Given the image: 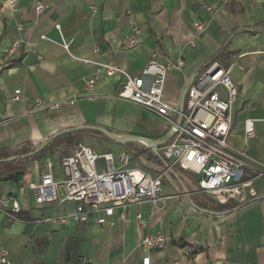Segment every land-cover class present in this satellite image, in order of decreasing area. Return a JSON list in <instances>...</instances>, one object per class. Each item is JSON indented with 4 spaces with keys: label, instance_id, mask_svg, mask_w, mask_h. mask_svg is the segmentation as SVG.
<instances>
[{
    "label": "crops",
    "instance_id": "obj_1",
    "mask_svg": "<svg viewBox=\"0 0 264 264\" xmlns=\"http://www.w3.org/2000/svg\"><path fill=\"white\" fill-rule=\"evenodd\" d=\"M38 1L49 8L38 13ZM197 20L206 23L203 33L194 28ZM134 26L145 40L126 49L122 38ZM62 37L69 42L68 50ZM17 39L22 40L20 52L6 57ZM155 51L159 62L185 61L166 77L164 97L173 104L182 103L191 80L214 58L231 67L239 95L230 142L264 160V0H19L16 11L8 0H0V151L38 148L60 130L86 124L120 138L138 135L163 144L171 130L161 117L115 97L124 78L121 73L105 76L91 88L87 85L97 62L114 63L138 75ZM17 88L23 99L16 101ZM218 90L225 95L223 87ZM74 96L78 98L73 104L26 112L36 98L56 101ZM247 114L255 118L257 132L249 140L244 131ZM79 137L66 155L83 142L99 153H112L115 166H120L118 154L124 150L129 167L153 174L167 167L160 150L157 153L145 141L114 140L91 131ZM58 155L59 151L49 152L29 161L19 182L0 181V197L17 194L21 182L26 186L39 182L47 172V160L53 161L54 177L62 180L63 156L57 159ZM176 167L182 169L174 166L163 179L161 194L170 196L165 207L152 213L149 202L133 204L127 210L129 221L116 209L105 224L94 217L47 224L43 216L70 213L76 202L37 204L26 187L20 200L30 220L8 221L0 213V246L17 264H143L139 240L161 229L172 234L173 241H186L202 251L189 257L187 246L174 243L153 251L150 264H264V177L253 181L256 194L246 205L224 212L207 208L213 198L199 190L196 174L189 171L194 183L186 182L178 179ZM105 168L99 159L97 169ZM138 212L146 226L137 223Z\"/></svg>",
    "mask_w": 264,
    "mask_h": 264
},
{
    "label": "built area",
    "instance_id": "obj_2",
    "mask_svg": "<svg viewBox=\"0 0 264 264\" xmlns=\"http://www.w3.org/2000/svg\"><path fill=\"white\" fill-rule=\"evenodd\" d=\"M13 10H18L19 0H8ZM48 4L38 1L35 10L42 13ZM61 31L60 24L55 25ZM23 25L19 24V29ZM194 28L198 34L206 29L204 21L197 20ZM44 37V36H43ZM145 40L138 26L122 38L126 49H134ZM62 44L68 50L69 42L62 37ZM22 40H14L9 46L6 57L20 52ZM157 52L138 75H132L120 66L110 62H97L96 70L87 79L91 88L105 76L121 73L124 78L116 98L133 102L161 117L170 127L169 139L157 148L166 160V169L158 174L129 167V155L122 150L118 154L120 166H115L112 153H99L91 146L80 142L74 151L60 160L62 180L53 173V161L47 160V172L39 182L20 183L17 194L0 197V213L8 221L16 219L23 211L20 196L29 187L37 204L54 203L62 200L76 202L75 209L62 215L43 216L42 222L53 225L73 222H87L91 217L99 224L110 221L116 209L120 217L129 221L127 210L131 205L149 202L152 213L162 209L170 196H163L164 176L174 166L192 171L197 176L199 190L210 195L220 203L229 200L246 201L256 194L252 184L255 179L264 177V160L251 156L247 149H239L230 142L233 126V107L238 99L239 90L231 76V67L218 59L202 68L191 80L181 104L168 102L164 97L167 74L170 70L184 65L183 58L159 62ZM38 58L42 60V56ZM225 89V95L218 90ZM88 96L92 97L89 93ZM78 96L66 97L56 101L36 98L26 112L36 109L59 108L62 104H73ZM14 100L23 99L20 88L14 91ZM255 118L248 114L244 120L247 140L256 136ZM103 159L105 170L97 169V161ZM140 226H146V219L140 212L136 215ZM173 235L161 229L147 232L140 240L143 264H150L151 254L173 243ZM0 264H17L8 250L0 246Z\"/></svg>",
    "mask_w": 264,
    "mask_h": 264
},
{
    "label": "trees",
    "instance_id": "obj_3",
    "mask_svg": "<svg viewBox=\"0 0 264 264\" xmlns=\"http://www.w3.org/2000/svg\"><path fill=\"white\" fill-rule=\"evenodd\" d=\"M85 131H91L93 133L106 136V134L100 130L81 129V130H75V131H70V132L61 133V134H56V133L53 134L50 138L46 140L47 144L44 147H42L35 154L27 156V157H23L22 155L35 150L36 147L34 148L22 147L18 149H6L4 151H0V181L19 182L26 172L27 163L31 160L38 159L49 152L59 151L61 156L66 155L68 153L69 148L75 145L78 141H80L79 136L82 132H85ZM249 201L250 200L238 202L236 200H229L226 203H220L218 201L211 199L210 202L212 204L210 206H207V208L228 212V211H232L236 208L246 205ZM15 217L18 220H23V221L30 220L28 215L24 214L23 211L16 214ZM174 243H179V244H182L183 246H187L189 257H192L193 255L202 251L201 248L197 247L194 244H190L186 241L185 242L184 241H179V242L173 241L172 244Z\"/></svg>",
    "mask_w": 264,
    "mask_h": 264
},
{
    "label": "water",
    "instance_id": "obj_4",
    "mask_svg": "<svg viewBox=\"0 0 264 264\" xmlns=\"http://www.w3.org/2000/svg\"><path fill=\"white\" fill-rule=\"evenodd\" d=\"M79 129H96V130H100V131H102L103 133H105L106 135H108L110 138H112L114 140H121V141L130 140V139L142 140V141H145L147 144H149L158 153L157 146L159 144L155 140H150V139L144 138L143 136L130 135V134L120 138V137H117L115 134H113L110 130H108L106 128H103V127H100V126H95V125H87L86 124V125H81V126H78V127H75V128H67V129L58 131L56 134L66 133V132L79 130ZM46 144H47V141H45L43 144H41V146H39L35 150H33V151H31V152H29L27 154H24L22 156L23 157H27V156L33 155L36 152H38L42 147H44Z\"/></svg>",
    "mask_w": 264,
    "mask_h": 264
},
{
    "label": "rangeland",
    "instance_id": "obj_5",
    "mask_svg": "<svg viewBox=\"0 0 264 264\" xmlns=\"http://www.w3.org/2000/svg\"><path fill=\"white\" fill-rule=\"evenodd\" d=\"M60 155H58L57 156V159H60ZM176 172H177V177H178V179H183V180H185L186 182H193L194 183V181H193V178H192V172H189V171H183L182 169H178V167H176ZM192 173V174H191ZM194 175V174H193ZM181 179V180H182Z\"/></svg>",
    "mask_w": 264,
    "mask_h": 264
}]
</instances>
